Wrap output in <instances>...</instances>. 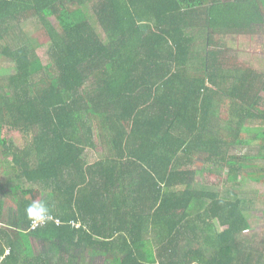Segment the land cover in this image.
<instances>
[{"label":"trees","instance_id":"trees-1","mask_svg":"<svg viewBox=\"0 0 264 264\" xmlns=\"http://www.w3.org/2000/svg\"><path fill=\"white\" fill-rule=\"evenodd\" d=\"M259 1L0 0L13 69L0 75V163L18 182L0 199V260L263 264L243 236L256 200L238 190L264 184V65L231 69L224 49L262 34ZM30 22L48 28L44 53ZM195 165L228 180L195 185ZM33 201L52 220L35 227Z\"/></svg>","mask_w":264,"mask_h":264},{"label":"rangeland","instance_id":"rangeland-1","mask_svg":"<svg viewBox=\"0 0 264 264\" xmlns=\"http://www.w3.org/2000/svg\"><path fill=\"white\" fill-rule=\"evenodd\" d=\"M222 4L228 3L231 0H217ZM260 0L259 4L261 3ZM50 23L59 28L57 22L54 19L50 20ZM48 28L41 24L40 22H30L26 23L24 26V32L28 35V41L31 40L35 47L39 48V50L44 53L46 51L47 46L44 45L46 43L51 42V36L48 34ZM260 31L262 34L256 35L254 37H246V36H237V38H233L231 45L229 43H225L224 49L226 52V56L228 61H230V67L237 66L240 68H245L248 66L254 67L257 71L260 70L264 65V43L261 44V41H264V27L261 26ZM13 71L11 67L7 65V63L0 60V75L10 74ZM264 97V93L261 94ZM232 111L229 109V106H226L223 109L222 119H231ZM216 123L218 118L214 117ZM223 124V121H218L217 125L220 128ZM98 160V157L95 155H91L89 157V162L93 163ZM195 178L194 184L204 187L207 190L208 185L216 184L218 181L226 182L228 180V168H220V167H211V166H197L195 165ZM207 168H211V172H213L217 176H210V172L207 171ZM11 171L8 165H4L0 163V199L6 198L8 196L12 197V187L18 185L17 181H11ZM12 183H10V182ZM25 182V181H24ZM25 188L33 189L38 188V186L25 183L23 184ZM241 194L245 195L244 198H248L249 200H256L253 203L254 211H247L246 215L251 223V228L246 230L243 234L245 239L253 242L254 245L259 244L261 252L264 251V184L253 183L249 181L241 182V189L238 190ZM146 232V231H145ZM41 248H44L43 243L41 244ZM76 252V249L74 250ZM10 255V250H6L5 254L2 256L0 262L1 264H6L5 260L7 256ZM46 260L50 263V256H46ZM102 260V258H101ZM80 262L84 261V258L79 259ZM264 262V260H262ZM264 264V263H263Z\"/></svg>","mask_w":264,"mask_h":264},{"label":"clouds","instance_id":"clouds-1","mask_svg":"<svg viewBox=\"0 0 264 264\" xmlns=\"http://www.w3.org/2000/svg\"><path fill=\"white\" fill-rule=\"evenodd\" d=\"M27 216L36 224H43L52 220L49 206L44 201H33L26 208Z\"/></svg>","mask_w":264,"mask_h":264},{"label":"crops","instance_id":"crops-1","mask_svg":"<svg viewBox=\"0 0 264 264\" xmlns=\"http://www.w3.org/2000/svg\"><path fill=\"white\" fill-rule=\"evenodd\" d=\"M251 228V227H250ZM81 256V255H80ZM59 255H51L50 256V261L52 264H55L58 261Z\"/></svg>","mask_w":264,"mask_h":264},{"label":"built area","instance_id":"built-area-1","mask_svg":"<svg viewBox=\"0 0 264 264\" xmlns=\"http://www.w3.org/2000/svg\"><path fill=\"white\" fill-rule=\"evenodd\" d=\"M57 223L59 224L60 222H59V221H57ZM38 225H39V224H36V223H35V227H37ZM0 264H1V262H0Z\"/></svg>","mask_w":264,"mask_h":264}]
</instances>
